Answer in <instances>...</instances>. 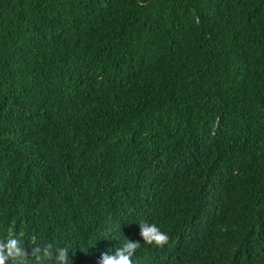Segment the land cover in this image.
Wrapping results in <instances>:
<instances>
[{
    "label": "trees",
    "instance_id": "16d2710c",
    "mask_svg": "<svg viewBox=\"0 0 264 264\" xmlns=\"http://www.w3.org/2000/svg\"><path fill=\"white\" fill-rule=\"evenodd\" d=\"M9 235L70 264L126 239L134 264H264V0H0Z\"/></svg>",
    "mask_w": 264,
    "mask_h": 264
},
{
    "label": "clouds",
    "instance_id": "9594fccd",
    "mask_svg": "<svg viewBox=\"0 0 264 264\" xmlns=\"http://www.w3.org/2000/svg\"><path fill=\"white\" fill-rule=\"evenodd\" d=\"M140 235L143 242L149 245L155 244L162 247L168 242V235L162 232L155 224H140ZM140 247L138 241H126L113 252H102L98 264H134L133 256ZM34 257L35 264H41L44 260H52L54 264H70L69 249L67 247H57L55 254L51 244H45L43 248L35 247L28 251L23 246L19 238L9 235L6 239H0V264H27L29 256ZM72 264V261H71Z\"/></svg>",
    "mask_w": 264,
    "mask_h": 264
}]
</instances>
